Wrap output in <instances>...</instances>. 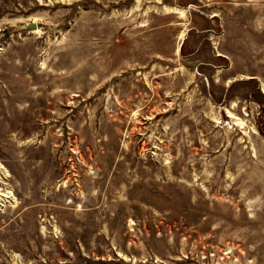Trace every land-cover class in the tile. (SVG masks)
Returning a JSON list of instances; mask_svg holds the SVG:
<instances>
[{"label": "rangeland", "instance_id": "374dc122", "mask_svg": "<svg viewBox=\"0 0 264 264\" xmlns=\"http://www.w3.org/2000/svg\"><path fill=\"white\" fill-rule=\"evenodd\" d=\"M0 264H264V0H0Z\"/></svg>", "mask_w": 264, "mask_h": 264}, {"label": "bare ground", "instance_id": "6f19581e", "mask_svg": "<svg viewBox=\"0 0 264 264\" xmlns=\"http://www.w3.org/2000/svg\"><path fill=\"white\" fill-rule=\"evenodd\" d=\"M183 13H185V11Z\"/></svg>", "mask_w": 264, "mask_h": 264}]
</instances>
